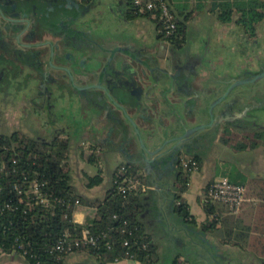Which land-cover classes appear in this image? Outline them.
<instances>
[{
  "label": "water",
  "instance_id": "1",
  "mask_svg": "<svg viewBox=\"0 0 264 264\" xmlns=\"http://www.w3.org/2000/svg\"><path fill=\"white\" fill-rule=\"evenodd\" d=\"M108 1L84 5L77 0H62L61 6L78 12L69 25L81 28L82 24L91 21L93 15L97 16L103 10V2ZM48 7L50 18L57 21L62 16L58 12L60 6L51 4ZM15 9L17 15L19 8ZM89 13L92 16L87 18L85 14ZM51 19L43 23L34 21L35 31L30 36H21L31 43L19 45L33 51L28 52L31 58H38L41 63L55 62L56 69L70 76L77 95L75 98L89 122L90 133L105 135L109 139L108 152L114 150L121 139V149L128 161L141 170L155 189L168 184L171 173L174 176L178 173V153L193 154V148L210 142L215 128L226 125L245 129L264 121V99L258 101L254 98L264 89L262 19L255 25L254 38L215 41L211 49L214 56L220 55L226 63L230 61L228 54L232 53L238 63L234 62L235 65L229 68L210 61L203 76L193 74L188 68L189 65L194 68L197 64L194 62L179 70L157 66L152 69L142 57L136 59L134 52L116 46L119 43L117 38L111 44L113 49L107 53L79 29L77 31L83 37L78 45H70L64 41L69 32H56ZM6 32L0 31V36L14 37L19 43L21 34L17 35V30ZM45 35L52 40L37 44ZM127 65L135 71L132 76L127 72ZM41 66L39 70H42ZM154 70L158 72L156 75ZM217 73L214 83L207 85L210 75ZM181 83L191 90L183 92ZM164 118L171 119V122L164 124ZM140 128L146 131L144 139ZM154 200L157 208L165 204V198L160 194ZM164 222L168 229L187 228L175 216H165Z\"/></svg>",
  "mask_w": 264,
  "mask_h": 264
},
{
  "label": "trees",
  "instance_id": "2",
  "mask_svg": "<svg viewBox=\"0 0 264 264\" xmlns=\"http://www.w3.org/2000/svg\"><path fill=\"white\" fill-rule=\"evenodd\" d=\"M128 3L135 12L132 0H128ZM167 3L172 9L176 24L173 37L183 40L187 29L186 20L192 11L184 13L183 10L190 4L175 3L174 7L178 10L176 12L168 1ZM204 5L198 2L196 7L201 8ZM211 5L219 8L217 18L222 23L233 20L236 13V24L247 33H251L255 24L264 16V0H224L212 2ZM135 15L156 19L160 13L158 10H148L136 11ZM246 139L245 134L238 132L223 131L220 135L222 143L236 148H241ZM1 145H4L5 149L2 150ZM1 151L4 152V158L0 160V164H4L5 170L0 173V202H9L11 205L0 214L1 251L18 253L28 264H60L68 254L63 255L52 250L56 242L82 238L86 228L88 233L96 238L95 244L82 245L74 251L82 250L94 255L100 264H114L124 259H132L138 264H160L159 243L140 216L143 212V202L139 188L147 181L133 166L125 164V175H131L139 182L132 192L123 195L112 186L102 200L85 201L70 184L67 140L42 143L19 132H0ZM194 157L200 162L198 157ZM89 160L93 161V155L89 156ZM188 178L189 173L181 169L177 177L176 202L171 207L173 216L187 227L186 230H199L215 235L222 245L228 244L243 251H250L259 264H264V242L250 237V227L242 225L233 215L223 216L226 210L223 204L205 200L203 211L210 219L205 223H198L182 197V193L187 189ZM101 179L100 174L90 176L89 186L99 183ZM33 182L40 184L41 194L48 198V203L36 202L34 193L25 192ZM16 186L18 188H15ZM206 191L207 187L203 193L205 199ZM76 199L96 207L90 225L82 226L73 221L72 211ZM219 220L221 225L217 226ZM125 241L127 244H124ZM19 243L25 246V254L18 249ZM168 264L191 262L186 255L177 254Z\"/></svg>",
  "mask_w": 264,
  "mask_h": 264
},
{
  "label": "flooded vegetation",
  "instance_id": "3",
  "mask_svg": "<svg viewBox=\"0 0 264 264\" xmlns=\"http://www.w3.org/2000/svg\"><path fill=\"white\" fill-rule=\"evenodd\" d=\"M77 1L88 5L91 2L97 3L99 0ZM51 4L60 6L58 12L60 11L62 15L60 17L62 18L61 20L58 18L54 22L50 18L51 11L48 6ZM61 4H63L62 0H0V31H4L5 33L6 31L17 30L18 32L16 34H21L19 43L16 42L17 39H14V37L9 39L5 35L0 36L1 133L11 134L13 132H19L34 141L52 143L55 140L62 139L69 142L73 138L72 132L80 131L84 134L86 142L91 147L92 152L103 156L108 155L114 159L121 158V139L117 147L108 152L109 139L105 135L91 134L88 130L89 122L75 98L77 95L75 88L71 84L70 76L56 69L55 62L43 61L41 63L40 59L31 58L28 52L33 51H29L27 47H21L19 45H28L31 43H28L21 36H30L35 31L34 21L43 23L51 19L56 32L59 34L69 32V34H65L67 37L64 38V41L75 46L78 45L80 40L77 29L85 31L87 25L101 18L106 19L111 26L113 37L109 41V47L100 48L109 53L114 47L111 45L114 38H117L118 41L121 38V31L125 32L130 38V43L121 46V42H119L116 46L119 48L124 47L134 52L136 59L142 57L143 60L151 64L152 69L157 66L161 69L179 70L183 66L186 67L187 63L191 64L194 62L197 63L196 66L192 68L189 65L188 68L193 74L203 76L205 68L210 61H213L216 65L226 67L223 58L217 54L214 56L215 53L211 50L212 44L215 41L225 39V37L223 38L220 35H217L218 38L216 40L214 39L211 45L205 39L194 40L197 38V34L195 33L194 38L190 40L188 31L185 32L183 40H181L182 38L176 40L173 37L175 31L169 35L163 32L159 17L156 19L153 18L154 20H152L136 16V11H133V7L129 5L128 0H110L108 3L103 2V14L93 15L87 25L82 24L81 28H77L74 24H69L72 23L73 17L78 12L67 10ZM15 7L19 8L17 15ZM85 15L87 18L88 16H92L90 13ZM261 19L264 22V16ZM58 21L61 26L57 24ZM140 22L143 25H140ZM239 30L241 32H238L236 35L237 38L242 40H246L247 37L254 38L253 31L247 33L242 29ZM261 37H264V33L261 34ZM49 40H52L51 37L45 35L37 44L41 45ZM129 59L132 60L131 58ZM40 65H42V70H39ZM127 72L131 76L135 73L134 69L128 65ZM157 73V70H154L153 74L156 75ZM218 74L214 76L210 75V78L217 77ZM169 122H171V119H167V123ZM163 123L165 124L164 121ZM223 131L235 132L233 131V127L221 125L217 129L215 128L210 141H214L216 138L220 140V135ZM200 146L202 145L193 148V152H197ZM185 155L191 154L185 151L178 153V173L176 176H173L174 174L171 173L170 182L162 186L163 188L152 190V193L148 196L150 204L155 206L153 209V220L156 224L159 222L158 220L160 222L163 220L158 215L159 209L154 198L157 194H160L165 198V204L163 206L172 207L175 204L178 191L177 177L180 170H184L180 165V159ZM152 229L154 234L160 236L163 234L167 237L171 236L165 227L164 229H159L157 225H154ZM160 230H163V233H160ZM175 230L183 233L181 236L183 239L193 243V246L197 250L195 254L203 260L213 261L214 264H221V260L229 262L235 255L234 251L236 249L212 242V240L205 237L206 235L202 231L196 230L191 234L186 229L181 230L180 226ZM176 241L179 240L177 239ZM185 248H187V245H184L180 249L185 251ZM242 259L246 262L243 256Z\"/></svg>",
  "mask_w": 264,
  "mask_h": 264
},
{
  "label": "crops",
  "instance_id": "4",
  "mask_svg": "<svg viewBox=\"0 0 264 264\" xmlns=\"http://www.w3.org/2000/svg\"><path fill=\"white\" fill-rule=\"evenodd\" d=\"M175 10V3L179 2H187L189 7L183 10L184 13H188L191 10V14L186 20L187 29L193 27L194 23H197L196 26L193 27L194 30H197L195 34H197V38L194 40H203L205 39L209 45H211L220 35L221 37L228 38L229 41H233L237 39V34L241 30H239V26L236 24L235 19L237 17L236 13L233 17V20L227 23H222L217 18V12L219 11L218 7H212V2H222L224 0H166ZM232 2L233 0H228ZM204 3L205 5L201 8L196 7V4ZM101 8V7H100ZM172 10V9H171ZM178 12V10H175ZM183 13V14H184ZM91 14V13H90ZM98 14H103V10ZM182 16V15H180ZM152 20H154L152 18ZM140 25H143L140 22ZM207 30V31H206ZM82 31V30H81ZM85 33L91 39H93L99 47H109L110 39H112V29L111 26L106 19H98L96 22H93L85 28ZM264 32V31H263ZM78 37H83V34L79 33ZM119 38V37H118ZM121 42V46H125L130 43L129 36L121 31V38L118 39ZM229 43V42H228ZM96 46V47H98ZM229 50V49H228ZM230 52V51H229ZM230 56V61L226 62L225 65L231 68L233 65L237 64L235 56L232 53L228 54ZM229 60V59H228ZM235 62V64H234ZM218 78V77H214ZM214 78L207 80V85H212L214 82ZM205 84V85H206ZM138 85V84H137ZM180 89L183 92L190 91L188 86L184 83L180 84ZM220 90L219 92H222ZM255 99H259L258 101H262L264 99V89L258 92V95L254 97ZM164 122L167 123V119L164 118ZM233 131L245 134L247 139L245 143H242L241 148H236L233 145H228L222 143L219 138L214 141H210L209 143L202 144L197 152L189 155L196 156L199 159V170L189 173L187 189L182 193V197L189 205V210L191 214L195 216L198 223H205L207 218L203 211V203L205 201L204 198V189L208 186V184L214 180H218L221 177H227L230 181L234 183L241 184L245 187V198L246 200L243 202L242 208L237 214L229 213L226 206L225 212L222 214L223 216L226 214L233 215L237 218L240 223L244 226H248L251 229L250 237H255L257 241L264 242V121L259 123L258 125H253L250 127H246L245 129H237L233 128ZM80 131L72 132L73 138L68 142V152H67V162L69 164L70 172V184L75 190V192L85 201H98L102 200L108 189L113 186V178L114 173L119 164H129V166H133L139 173L143 175L141 170H139L135 165H132L124 151L121 149V158L115 159L118 162V165L112 169L111 174H109L108 181L104 180V176L102 174L103 162L105 156L100 155L96 152L91 151V147L87 144L85 136H83L80 140L74 138L80 135L78 133ZM140 134L142 138H145L146 131L143 128H140ZM84 135V134H83ZM123 140L126 138L122 137ZM81 148H84L87 156L86 158H81ZM93 155V161L89 160V156ZM108 156V155H107ZM111 157V156H110ZM95 163L98 168L96 170L89 171L86 166ZM217 169H220V176L216 177ZM97 171V172H95ZM95 174H100L102 177L101 181L97 184L89 186V177ZM144 176V175H143ZM174 176V175H173ZM171 174L169 175V179ZM145 178V177H144ZM146 180V178H145ZM139 184V183H138ZM138 186V185H137ZM140 194L143 202V212L141 213V220L147 226V229L153 233L152 227L157 225L160 229H166L168 231L169 237L164 236L163 234L160 236L158 234H154V239L159 243V252L161 253V240L159 238H166L167 241L173 245V249L171 250L170 259L177 254H181L183 256L188 257L190 261V255L195 254L197 251L193 246V243L186 239H183L182 232H177L175 229H168L165 226V216L174 217L173 211L171 207L162 206L159 209L160 219L163 220L156 224L153 220V209L155 206L150 204V199L148 196L152 193V190L155 187L148 182L142 183L140 185ZM96 213V207L87 203H74V208L72 211V219L75 223L80 224L82 226L90 225ZM163 216V217H162ZM221 219V218H220ZM221 225V220L218 221L217 226ZM178 227V226H177ZM176 227V229H177ZM85 233L88 231L84 228ZM189 233H193L188 231ZM84 233V234H85ZM160 233H163V230H160ZM205 237L209 238L214 243L221 244L219 238L210 233H205ZM170 238V239H169ZM176 238V239H175ZM179 241H176V240ZM189 242V243H188ZM184 245H187L185 251L181 250ZM226 247H231L236 249L235 246L224 244ZM243 257H247L250 251H243ZM251 253V252H250ZM248 254V255H247ZM253 254V253H252ZM254 255V254H253ZM162 257V256H161ZM199 257V256H198ZM162 261V260H161ZM0 264H28L26 260L18 253L15 252H4L0 250ZM60 264H100L98 260L94 257V255L88 254L85 251H73L68 254ZM114 264H138L136 261L132 259H124L115 262ZM160 264H164L161 262Z\"/></svg>",
  "mask_w": 264,
  "mask_h": 264
},
{
  "label": "built area",
  "instance_id": "5",
  "mask_svg": "<svg viewBox=\"0 0 264 264\" xmlns=\"http://www.w3.org/2000/svg\"><path fill=\"white\" fill-rule=\"evenodd\" d=\"M133 6L137 12H144L148 10H158L160 13L161 28L167 35L173 34L176 29V24L173 19V12L166 0H132ZM2 150L5 149L4 145H1ZM5 151V150H4ZM4 158V152H0V160ZM2 162V161H1ZM15 162V160H13ZM180 165L188 173H192L199 170V162L194 156L185 155L180 159ZM5 170L4 164H0V173ZM15 171V169H12ZM126 165L119 164L114 173L113 186H115L118 193L126 195L134 190L138 185V180L131 175H125ZM26 178V176H24ZM15 188H18L17 186ZM25 192L34 193L36 202L48 203L47 197H44L40 191V184L33 182L28 185V189ZM212 202H218L226 206L229 213L237 214L242 208L245 198V187L241 184L230 181L227 177H221L218 180L210 182L207 186L206 199ZM74 203H79L76 199ZM11 207L9 202H0V214L6 209ZM15 241H18L15 239ZM96 238L91 233H85L82 238H77L73 241H57L52 250L56 253L67 255L72 253L75 248L82 245H94ZM127 244V241L124 242ZM18 249H21L22 254L26 253V248L22 243L17 245Z\"/></svg>",
  "mask_w": 264,
  "mask_h": 264
},
{
  "label": "rangeland",
  "instance_id": "6",
  "mask_svg": "<svg viewBox=\"0 0 264 264\" xmlns=\"http://www.w3.org/2000/svg\"><path fill=\"white\" fill-rule=\"evenodd\" d=\"M197 23H194L192 26H196ZM193 27L188 29V34H189V38L190 40H192L194 38V33H196L197 30H194ZM207 31V30H206ZM80 133V135L78 134V136L74 137L77 138L78 140H80L84 135L82 132H78ZM81 158H86L87 153L85 151L84 148H81V154H80ZM103 169H102V174L104 176V180L107 182L108 178H109V174H111V171L113 168H115L118 165V162L110 157V156H105V159H103ZM86 168L89 171H92L93 174V170H96L98 168V166L93 163L91 165H87ZM220 169H217L216 172V177H219L220 174ZM97 172V171H95ZM161 240V253L160 256L161 262H164V264H168L170 261V255H171V250L174 248L173 245L170 243V241H167L166 238H159ZM235 255L232 257L231 261L229 260V262H225L223 260H221V264H223L225 262V264H259L258 261L256 260L255 256L249 252V255L247 257H244L246 262L244 261V259H242L243 253L241 251H239V249L235 250ZM187 255V254H186ZM190 262L191 264H214L213 261H208V260H203L200 257H198L196 254H191L190 255ZM242 259V260H241Z\"/></svg>",
  "mask_w": 264,
  "mask_h": 264
}]
</instances>
